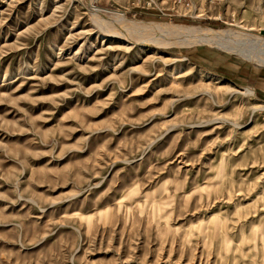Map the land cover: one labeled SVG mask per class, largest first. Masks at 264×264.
<instances>
[{"label":"rangeland","instance_id":"rangeland-1","mask_svg":"<svg viewBox=\"0 0 264 264\" xmlns=\"http://www.w3.org/2000/svg\"><path fill=\"white\" fill-rule=\"evenodd\" d=\"M262 45L264 0H0V264H264Z\"/></svg>","mask_w":264,"mask_h":264},{"label":"bare ground","instance_id":"bare-ground-1","mask_svg":"<svg viewBox=\"0 0 264 264\" xmlns=\"http://www.w3.org/2000/svg\"><path fill=\"white\" fill-rule=\"evenodd\" d=\"M210 33L208 34H214V33H218L217 31H209ZM264 47V45H262Z\"/></svg>","mask_w":264,"mask_h":264}]
</instances>
